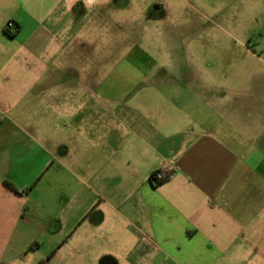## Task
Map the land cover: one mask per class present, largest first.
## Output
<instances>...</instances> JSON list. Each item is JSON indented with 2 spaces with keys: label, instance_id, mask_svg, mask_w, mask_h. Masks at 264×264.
Listing matches in <instances>:
<instances>
[{
  "label": "crops",
  "instance_id": "1",
  "mask_svg": "<svg viewBox=\"0 0 264 264\" xmlns=\"http://www.w3.org/2000/svg\"><path fill=\"white\" fill-rule=\"evenodd\" d=\"M162 2L0 0L7 264L264 256V77L154 60L128 29Z\"/></svg>",
  "mask_w": 264,
  "mask_h": 264
},
{
  "label": "rangeland",
  "instance_id": "2",
  "mask_svg": "<svg viewBox=\"0 0 264 264\" xmlns=\"http://www.w3.org/2000/svg\"><path fill=\"white\" fill-rule=\"evenodd\" d=\"M153 8L128 30L154 60L174 66L186 61L202 75L264 77V0H163L159 10ZM47 116L28 109L18 118L28 124ZM7 260L0 255V264ZM42 260L49 263L48 256ZM247 261L240 264H264V256Z\"/></svg>",
  "mask_w": 264,
  "mask_h": 264
},
{
  "label": "built area",
  "instance_id": "3",
  "mask_svg": "<svg viewBox=\"0 0 264 264\" xmlns=\"http://www.w3.org/2000/svg\"><path fill=\"white\" fill-rule=\"evenodd\" d=\"M8 29H13L14 28V23L11 22L8 24ZM166 168L165 169H161L159 171H156L152 176H151V180L154 181V183H160V182H163L164 181V172H165ZM168 170H170V168H168ZM42 264H48L46 262L42 263Z\"/></svg>",
  "mask_w": 264,
  "mask_h": 264
},
{
  "label": "trees",
  "instance_id": "4",
  "mask_svg": "<svg viewBox=\"0 0 264 264\" xmlns=\"http://www.w3.org/2000/svg\"><path fill=\"white\" fill-rule=\"evenodd\" d=\"M6 32L10 36H15V34H16V32H12L10 29H6ZM9 186L16 190V188L14 186H12L11 184H9ZM42 263H44V262H42Z\"/></svg>",
  "mask_w": 264,
  "mask_h": 264
}]
</instances>
